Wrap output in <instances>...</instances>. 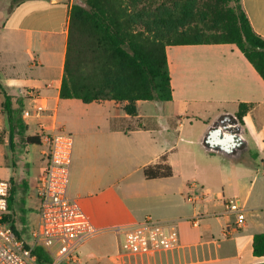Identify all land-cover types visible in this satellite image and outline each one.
<instances>
[{
    "label": "crops",
    "instance_id": "0c3cea01",
    "mask_svg": "<svg viewBox=\"0 0 264 264\" xmlns=\"http://www.w3.org/2000/svg\"><path fill=\"white\" fill-rule=\"evenodd\" d=\"M75 2L0 0V84L10 96L22 99L27 107L32 106V101L23 91H39L52 111L44 121L58 130H63L58 122L59 106L64 100L60 98V89L69 14ZM242 3L254 31L264 38V0H242ZM218 45H230L228 56L200 57V114L193 118L200 129L196 132L193 127H186L190 118L181 115L188 111V105L182 112L176 109L173 84L172 101H137L135 116L125 112L126 102H93L111 104L113 112L107 124L86 134V158L92 165L83 174L91 192L86 197L75 192L71 197L79 201L93 223L94 209L85 200L107 195L122 201V211L130 220L116 225L94 223L101 229L135 224L148 218L175 223L181 247L175 252L151 257L149 264H264V255H256L254 247L255 237L264 234V101L257 95L264 89V80L250 63H244L245 57H230L235 55L236 45ZM5 68L11 72L5 73ZM237 90L249 93V98H241L239 105L252 104L243 124L236 117L238 111L229 112L224 107L231 92ZM3 99L0 93V112L5 116ZM166 104H170L168 112ZM229 115L241 126L243 144L237 149L211 147L207 143L210 131L219 129L222 139L230 136L223 126V120ZM6 127L0 118V131ZM28 134H40V130L36 125H29ZM0 153L5 163V146L0 145ZM193 153L200 155V165L189 160ZM125 157L132 168L128 167ZM157 164L170 167L172 174L148 178L146 168ZM37 187L38 181L36 193ZM229 198L240 201L246 223L226 237L225 228L234 221L224 206ZM196 216L201 217L197 228L190 223ZM102 236L110 237L113 254L116 237L109 232ZM92 241L81 248L80 257L82 252L92 251Z\"/></svg>",
    "mask_w": 264,
    "mask_h": 264
},
{
    "label": "trees",
    "instance_id": "16d2710c",
    "mask_svg": "<svg viewBox=\"0 0 264 264\" xmlns=\"http://www.w3.org/2000/svg\"><path fill=\"white\" fill-rule=\"evenodd\" d=\"M218 44L236 45L264 80V38L254 31L242 0H76L69 14L60 98L84 104L126 102L125 112L135 116L137 101L173 99L168 47ZM0 93L7 123L0 131V145L14 156L19 148L40 144V134H28L23 100L10 96L1 84ZM251 106L239 105L236 117L241 124ZM145 174L168 177L172 171L157 164ZM18 188L11 179L10 211ZM21 188L28 190L27 179ZM13 215L8 218L20 235ZM254 247L256 255H264V234L255 237ZM34 253L40 261H51L41 247Z\"/></svg>",
    "mask_w": 264,
    "mask_h": 264
},
{
    "label": "built area",
    "instance_id": "2783aa9c",
    "mask_svg": "<svg viewBox=\"0 0 264 264\" xmlns=\"http://www.w3.org/2000/svg\"><path fill=\"white\" fill-rule=\"evenodd\" d=\"M23 94L32 101L31 107L24 105L23 121L38 127L44 145V166L36 193L38 223L32 232L33 243L16 232L8 218L11 180L0 179V264H80L81 248L108 232L116 237V250L110 256L113 264H139L181 247L179 229L173 222L148 218L111 229L97 227L79 201L68 194L74 136L44 121L52 111L39 91L25 89ZM224 206L226 214L234 218L225 228L227 237L245 226L246 213L237 198L226 199ZM200 220L196 216L190 223L197 228ZM37 247L45 250L51 257L50 262L39 260L34 253Z\"/></svg>",
    "mask_w": 264,
    "mask_h": 264
},
{
    "label": "rangeland",
    "instance_id": "374dc122",
    "mask_svg": "<svg viewBox=\"0 0 264 264\" xmlns=\"http://www.w3.org/2000/svg\"><path fill=\"white\" fill-rule=\"evenodd\" d=\"M229 47L230 45H204L174 46L168 48L169 70L172 75L174 88V103L178 112H182L185 105H188V111L180 114L190 118L187 121L186 127H193L194 132L200 129V126L193 120L194 115L200 114V57L228 56L229 53L227 51H229ZM235 49V55L230 57H244L237 48ZM243 59L246 65H250L245 58ZM4 72L10 73L11 70L5 68ZM233 93L231 92L229 101L224 105L229 112H237L239 100L241 98H249L247 91L241 92L237 90V92ZM201 95L205 96V94ZM257 95L259 96V100L264 101V89L259 91ZM152 103L157 105L156 102ZM169 105L166 104V111L167 108L169 109ZM157 109H160V107H157ZM111 112H113L111 104H83L81 101L75 99L62 100L59 106V125L63 127L64 132L73 134L75 140L68 186L70 197L75 192H80L84 197L91 192L83 174L85 168L92 165L86 158V134L93 132L98 126L103 127L107 124V119L111 115ZM0 118L3 119V127H6V117L1 112ZM31 132H33L32 128ZM43 149L44 145L33 144L28 146L27 149L19 148L14 156L11 153H7L6 150L5 155H7L8 159L5 163L0 153V179H13L19 187L14 199L12 212L17 228L22 231L23 238L28 243H33L32 232L38 223V199L35 188L43 167V156L41 154ZM125 159L127 160L128 167L132 168L133 165L128 160V157H125ZM189 160L195 161L200 165V155L197 153L190 155ZM13 161L17 162L15 167L12 164ZM257 163L261 166L260 158H258ZM23 179H27L31 183V187L26 192L21 188ZM85 203L87 206L93 207L94 215L92 216V220L98 226L100 224H123L130 220L122 211L123 205L120 199H110L107 195H100L93 200H85ZM21 218L24 219L23 222ZM109 239V236H102L92 241L90 243L92 251L90 253L82 252L80 257L81 264H111L109 256L113 251V242ZM139 264H149V260Z\"/></svg>",
    "mask_w": 264,
    "mask_h": 264
},
{
    "label": "water",
    "instance_id": "95a60500",
    "mask_svg": "<svg viewBox=\"0 0 264 264\" xmlns=\"http://www.w3.org/2000/svg\"><path fill=\"white\" fill-rule=\"evenodd\" d=\"M223 126L225 130L230 134L228 139H222V131L219 129H214L210 131L207 137V143L211 147L222 146L228 149V147H233V149L240 148L243 144L241 126L238 124V120L234 116H227L223 120Z\"/></svg>",
    "mask_w": 264,
    "mask_h": 264
}]
</instances>
